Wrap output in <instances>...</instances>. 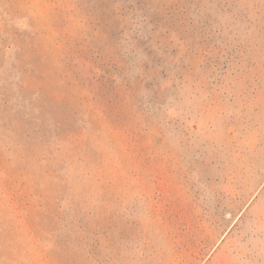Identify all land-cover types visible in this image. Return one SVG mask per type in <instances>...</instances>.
Wrapping results in <instances>:
<instances>
[{
  "label": "rangeland",
  "instance_id": "obj_1",
  "mask_svg": "<svg viewBox=\"0 0 264 264\" xmlns=\"http://www.w3.org/2000/svg\"><path fill=\"white\" fill-rule=\"evenodd\" d=\"M0 264H264V0H0Z\"/></svg>",
  "mask_w": 264,
  "mask_h": 264
}]
</instances>
